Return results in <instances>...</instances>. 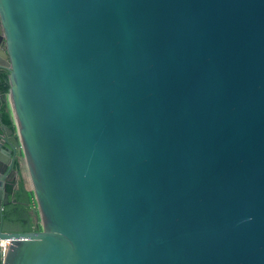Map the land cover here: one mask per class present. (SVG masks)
I'll return each instance as SVG.
<instances>
[{
    "label": "water",
    "instance_id": "1",
    "mask_svg": "<svg viewBox=\"0 0 264 264\" xmlns=\"http://www.w3.org/2000/svg\"><path fill=\"white\" fill-rule=\"evenodd\" d=\"M1 68L0 264H264V0H0Z\"/></svg>",
    "mask_w": 264,
    "mask_h": 264
},
{
    "label": "trees",
    "instance_id": "2",
    "mask_svg": "<svg viewBox=\"0 0 264 264\" xmlns=\"http://www.w3.org/2000/svg\"><path fill=\"white\" fill-rule=\"evenodd\" d=\"M9 74V70L1 68L0 116L3 122L13 129L16 134V127L10 105L9 102L5 100L11 87ZM20 155L21 153L17 155L15 162V167L18 170V178L15 183L8 186L13 202L7 205L4 210V231H32L40 229L33 210L35 203L34 193L27 184L23 171L25 163Z\"/></svg>",
    "mask_w": 264,
    "mask_h": 264
},
{
    "label": "built area",
    "instance_id": "3",
    "mask_svg": "<svg viewBox=\"0 0 264 264\" xmlns=\"http://www.w3.org/2000/svg\"><path fill=\"white\" fill-rule=\"evenodd\" d=\"M8 249H9L8 241L0 240V252H1L2 257L6 255Z\"/></svg>",
    "mask_w": 264,
    "mask_h": 264
},
{
    "label": "crops",
    "instance_id": "4",
    "mask_svg": "<svg viewBox=\"0 0 264 264\" xmlns=\"http://www.w3.org/2000/svg\"><path fill=\"white\" fill-rule=\"evenodd\" d=\"M8 165V163H5V167ZM11 177V179H8V177ZM4 177H6L5 179H7V182H8V186H10L11 184H13V183H15L14 181V179L15 178H12L13 177V175H11V172H10V170H8L5 174H4ZM15 177H16V180H17V178H18V173H16L15 174Z\"/></svg>",
    "mask_w": 264,
    "mask_h": 264
},
{
    "label": "flooded vegetation",
    "instance_id": "5",
    "mask_svg": "<svg viewBox=\"0 0 264 264\" xmlns=\"http://www.w3.org/2000/svg\"><path fill=\"white\" fill-rule=\"evenodd\" d=\"M18 151H19V150H17V155H18ZM16 159H17V158H16ZM15 162H16V161H15ZM14 167H15V164H14ZM15 169H16V167H15ZM11 175H13V177H12V178H15L14 180L16 181L15 174H11ZM15 181H14V182H15Z\"/></svg>",
    "mask_w": 264,
    "mask_h": 264
},
{
    "label": "rangeland",
    "instance_id": "6",
    "mask_svg": "<svg viewBox=\"0 0 264 264\" xmlns=\"http://www.w3.org/2000/svg\"><path fill=\"white\" fill-rule=\"evenodd\" d=\"M24 171V170H23ZM25 175V174H24ZM26 178V177H25ZM34 207V206H33ZM34 210V209H33ZM34 213H35V210H34ZM35 219L37 220V218H36V214H35ZM37 223H38V221H37ZM39 226V225H38Z\"/></svg>",
    "mask_w": 264,
    "mask_h": 264
}]
</instances>
